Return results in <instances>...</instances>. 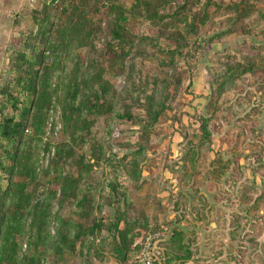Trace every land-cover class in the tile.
I'll return each mask as SVG.
<instances>
[{
	"label": "rangeland",
	"instance_id": "rangeland-1",
	"mask_svg": "<svg viewBox=\"0 0 264 264\" xmlns=\"http://www.w3.org/2000/svg\"><path fill=\"white\" fill-rule=\"evenodd\" d=\"M135 1H61L64 32L15 176L25 190L1 227L12 264H135L116 249L118 221L134 243L166 231L160 264L179 239L192 257L172 264H264V0L125 11ZM120 11L134 44L117 58L107 43ZM175 14L194 30L180 24L184 50L161 63L154 43Z\"/></svg>",
	"mask_w": 264,
	"mask_h": 264
},
{
	"label": "trees",
	"instance_id": "trees-1",
	"mask_svg": "<svg viewBox=\"0 0 264 264\" xmlns=\"http://www.w3.org/2000/svg\"><path fill=\"white\" fill-rule=\"evenodd\" d=\"M61 1L30 0L24 10L16 15L13 28L17 35L12 38L11 47L5 51L8 66L0 77V247L2 246L0 264H3L5 260L12 264L14 261L13 256H16L13 249L14 244H10L9 233L4 234L3 230L1 234V227L6 228V211L11 202L14 199L21 201V194L25 190L23 189L24 185L19 186V183L15 181V176L17 169L19 170L20 151L23 146L24 133L27 132L26 127L40 119L41 102L45 97L50 69L53 66L52 54L56 49L57 35L64 32L65 24L61 19V15L68 13V7L63 6ZM152 1L155 0H136L135 4L128 6L125 11H134L142 6L144 2ZM212 1L207 0L209 3ZM39 2L41 3L40 9H38ZM61 6L63 7L60 9ZM125 11H120L122 14L116 17L113 23L111 35L114 43H107V46L117 58H120L125 50L118 49V47L125 43L134 44V40L129 39L124 25L127 22L123 15ZM170 19L177 21L162 25L163 31L159 33L158 41L154 43L157 54L154 53L152 58H156L161 63L164 61V57L160 56L164 55L174 59L184 50L185 39L182 36L180 24H187L191 31L194 30L193 21H189L190 19L187 17H178L175 14ZM165 20L166 17H160L158 23L161 24ZM160 42L165 44L164 47L161 46ZM172 46H175V49H171ZM236 67L237 72L242 74L250 72V69L243 68L241 65ZM234 70V67H229L231 73ZM76 96V92L69 95L71 101L67 109L70 114L78 111V107L75 109ZM91 108H98V106L92 105ZM124 117L131 118L127 115ZM203 130L204 135H208L205 124ZM190 161L192 160L190 159ZM113 225L114 231L118 235L117 240H119L116 249H119V253L125 251V255L131 250V257L137 259L143 238L139 243H134L133 237H130V229L121 230L120 221ZM98 228H101V225ZM176 236L173 234L171 240L175 239ZM174 242L173 244L178 252H181V254L187 253L184 255L179 253L172 260L168 259L166 264H172L174 260L190 261L192 253L186 251L181 239ZM7 254L9 255L7 256ZM125 258L127 259L128 256L126 255ZM135 264H137V260H135Z\"/></svg>",
	"mask_w": 264,
	"mask_h": 264
},
{
	"label": "crops",
	"instance_id": "crops-1",
	"mask_svg": "<svg viewBox=\"0 0 264 264\" xmlns=\"http://www.w3.org/2000/svg\"><path fill=\"white\" fill-rule=\"evenodd\" d=\"M30 0H0V77L7 70L6 49L11 47L12 38L17 35L13 28L16 15L21 13Z\"/></svg>",
	"mask_w": 264,
	"mask_h": 264
},
{
	"label": "built area",
	"instance_id": "built-area-1",
	"mask_svg": "<svg viewBox=\"0 0 264 264\" xmlns=\"http://www.w3.org/2000/svg\"><path fill=\"white\" fill-rule=\"evenodd\" d=\"M1 85V78H0ZM166 231H157L142 241L137 257V264H160L163 261V251L160 244L166 240Z\"/></svg>",
	"mask_w": 264,
	"mask_h": 264
}]
</instances>
